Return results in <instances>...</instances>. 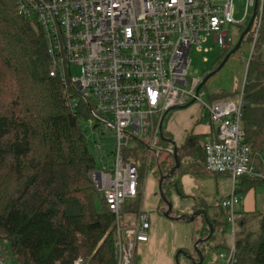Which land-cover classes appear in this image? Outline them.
<instances>
[{
  "label": "built area",
  "instance_id": "built-area-1",
  "mask_svg": "<svg viewBox=\"0 0 264 264\" xmlns=\"http://www.w3.org/2000/svg\"><path fill=\"white\" fill-rule=\"evenodd\" d=\"M15 1L18 14L45 38L50 76L60 80L66 108L79 119L84 116L94 130L100 125L111 129L117 139L110 166L91 172L96 190L115 216L117 264H134L137 247L149 241L151 230L142 202L132 223L122 225L123 205L127 199L140 200L144 178L137 164L125 161L121 149L140 142L159 163L165 117L194 98L212 128L204 139L205 169L232 180V192L221 201L229 230L221 264H239L236 217L243 201L238 193L241 181L264 183V171L253 164L242 129L244 94L238 101L207 103L201 92L196 96L203 79L190 83L187 76L192 48L203 37H213L222 50L232 48L231 27L249 22L255 0H247L242 21L236 20L235 0ZM259 4L247 36L255 33L253 50L262 25L263 0ZM251 58L252 52L248 63ZM72 65L81 68V77L73 78ZM7 253L0 245V264H6ZM85 262L79 258L74 264Z\"/></svg>",
  "mask_w": 264,
  "mask_h": 264
},
{
  "label": "trees",
  "instance_id": "trees-1",
  "mask_svg": "<svg viewBox=\"0 0 264 264\" xmlns=\"http://www.w3.org/2000/svg\"><path fill=\"white\" fill-rule=\"evenodd\" d=\"M262 16L246 75L242 129L253 164L264 171V0ZM228 51H221L218 64ZM188 145L178 154L192 155ZM204 161L181 163L179 169L196 174L200 165L206 171ZM175 166L172 153L170 163L160 166L161 175ZM95 169L79 118L66 108L60 80L50 76L43 34L18 14L15 0H0V245L19 264H74L79 258L85 264H117L115 216L103 198L101 209L96 206ZM175 176L169 186L178 184ZM263 184L243 178L239 192ZM200 231L202 238L210 235L205 220ZM251 236L237 242L239 264H264V220L261 237Z\"/></svg>",
  "mask_w": 264,
  "mask_h": 264
},
{
  "label": "rangeland",
  "instance_id": "rangeland-1",
  "mask_svg": "<svg viewBox=\"0 0 264 264\" xmlns=\"http://www.w3.org/2000/svg\"><path fill=\"white\" fill-rule=\"evenodd\" d=\"M246 5L247 0H235V15L237 21H242L244 19ZM253 10L254 7L249 8L247 15L248 20L251 19ZM245 28L244 24L231 27L230 35L233 40L231 43L232 48L238 42ZM254 34L255 33L245 38L241 48L232 55L225 66L203 86L201 90L203 101L214 103L224 100L238 101L241 98L246 82L248 62L251 52H253ZM232 48H230L228 52H230ZM221 51L222 49L214 42L213 37H203L201 44L195 45L191 50V63L187 80L191 83L195 79H203L207 74L215 70L219 65L218 60L222 55ZM216 64L218 65L215 67ZM71 72L73 78H79L82 75L81 68L76 65L71 66ZM205 114V110L201 104L195 102L187 109L170 112L164 121L163 127L166 132L169 130V125L172 124L179 138H182V144L185 141H187L186 144L189 143L188 149L189 152H192V155H187L184 151L178 154L181 163L185 167L199 164L200 162V157L204 151V139L202 138L201 140L195 141L193 144L191 142H193L192 138H194L192 135L196 134L198 128L204 130L205 126L203 119ZM79 123L84 131L88 150L95 159L96 169L109 167L112 163L113 152L117 144L114 132L104 125H100L99 128L94 130L84 116L79 119ZM190 127L191 129H189ZM165 138L167 140H173L169 135L165 136ZM175 140L179 142L177 139ZM175 140L173 141L175 142ZM142 142L144 143V141ZM99 144L101 145L100 149L98 148ZM172 148L173 146L161 137V142L159 144V163L157 162L156 156H150L148 150L145 149L140 142L133 141L130 146L121 149V155L124 157L125 161L137 164L141 176L144 178L141 184L140 200L127 199L126 203L123 205V212L121 215L122 225L123 223L125 224V222L128 224L132 223L131 221L135 218L141 202L143 207L151 212L152 202L154 200L160 202L161 194L158 183L161 177L160 166L164 167L167 163H170V150ZM147 162H149L148 169H146ZM195 166L198 170L196 174L187 173L178 169L176 176L172 179L173 181H178V184H174V186H169L167 184L169 180H165L162 185L164 191L163 195L168 193L165 197L168 202H171L173 205L172 218L182 215L192 217L196 214V212L192 210L193 205L201 202L209 204L208 218L215 223L214 236L211 240L201 242L199 244V250L202 249L204 251L205 259L202 264H221L220 254L226 252V246L229 240V230L226 223L228 211L221 207V201L232 192V180L227 175H211L203 170L200 165ZM153 187L157 189L155 198L150 197V190ZM167 188H170V190L168 191ZM178 189H180V191ZM238 193L240 194V192ZM241 196L243 201L238 208L236 217L237 242L239 240L244 241L245 238L251 235L253 239L261 237V225L264 220V184L245 195L241 194ZM249 196L253 201L250 206L245 202ZM101 200L102 196L99 193L96 201V206L99 209H101ZM243 203H246V206L243 205ZM164 208H166V210L168 209L165 203ZM125 218H127V221H124ZM203 220V216H197L191 223L177 221L172 223L174 225H171L165 222L163 226H161L160 229L162 232L167 234L171 239H186L188 243L189 241L193 242L191 245H188L189 247L187 246L193 260L189 261L185 258L184 254H180L178 259L180 264H199L200 257L195 251V244L205 239L199 235L203 226ZM180 251L181 250H178L174 255V264H177L175 259ZM159 254V259H163L162 252H159ZM7 256L8 259L6 264H19L10 250ZM138 261H141L139 249H137V262ZM142 261L146 263L145 260Z\"/></svg>",
  "mask_w": 264,
  "mask_h": 264
},
{
  "label": "crops",
  "instance_id": "crops-1",
  "mask_svg": "<svg viewBox=\"0 0 264 264\" xmlns=\"http://www.w3.org/2000/svg\"><path fill=\"white\" fill-rule=\"evenodd\" d=\"M203 121H204V126H205L204 130H201L200 128H198L196 131V134L192 135L194 136V138L203 136V139H205L207 137V134L211 131L212 128L206 125L205 118L203 119ZM189 129H191V127ZM164 132L166 136L169 135L173 140L177 139L179 141L177 142L175 140L179 148L183 147L187 143V141H185L182 144L181 142L182 138H179V135L177 134V131L173 128L172 124L169 125L168 132H166V130H164ZM202 157H204V151L200 159ZM156 190H157L156 187L151 188L150 197L155 198ZM245 202L249 204V206L251 205V203H253V201L250 199V196L246 199ZM246 203H243V205L246 206ZM207 205L209 206L208 203H204V202L196 203L195 205H193L192 210L195 211L194 208L199 207V210L208 211L209 209H207L206 207ZM253 207H254V204H253ZM151 208H152V212L147 210L151 218V230L149 233V241L147 243H142L138 245L139 247H137V249H139V255H140L141 261L137 262V251H136V257H135L134 264H174L175 253L178 250H184V251L189 252L188 245H191L193 242L189 241L188 243L186 239H178V240L171 239L169 236H167V234L162 232L160 228L161 226H163L165 222H168L169 224L174 225L172 223H175L177 221L168 220L162 214H160L162 206L159 201L154 200L152 202ZM162 247H163V251H162ZM159 252H162L163 259H159L160 258ZM142 260H145L146 263ZM175 262H176V259H175Z\"/></svg>",
  "mask_w": 264,
  "mask_h": 264
},
{
  "label": "water",
  "instance_id": "water-1",
  "mask_svg": "<svg viewBox=\"0 0 264 264\" xmlns=\"http://www.w3.org/2000/svg\"><path fill=\"white\" fill-rule=\"evenodd\" d=\"M258 8H259V0H255V6H254L252 17L249 20V22H248L245 30L241 34L240 38L238 39V42L235 44V46L232 48V50L224 57V59L221 61V63L218 65V67L215 70H213L212 72H210L209 74H207L203 78L202 82L197 87L196 96H198L200 94L203 86L207 83V81L210 78H212L218 71H220L225 66V64L227 63L229 58L232 55H234L241 48L243 42L245 41V38L249 35V33L251 31V27L253 25V22L255 20L256 15H257ZM195 102H196V98H194L193 100H191V102H189L188 104H186L184 106H179V107L172 108L170 110V112L176 111V110L187 109L189 106L193 105ZM162 128H163V126H162ZM162 139L173 146V156H174V159H175V162H176V166L171 170V172L169 174H167V175H161V177L159 179V191H160V194H161V200L165 204H167V206H168V209L163 214V216L166 219H168V220L185 221L187 223L193 222L196 219L197 216H203L204 217L205 222L208 224V227H209V230H210V235L207 238H205L204 240H200V241H198L195 244V251L197 252V254L200 257L199 264H202L205 258H204V253L202 252V249L199 250V244L201 242H206V241H208L211 238V236L214 233V228H213L212 224L209 222L208 214L204 210L197 211L196 214H194L192 217H189V216H186V215H182V216H178V217L172 218L173 205H172L171 202H168L167 198L165 197L167 195H163L164 191H163L162 185H163L165 180H169V179H171L174 176V174L177 172V170L181 167V161H180V158L178 156V148H179L178 145L173 140H167L163 135H162ZM180 254H184L185 258L187 260H189V261L193 260L191 254L189 252L181 250L180 252H178V254L176 256V263L177 264H180L179 260H178Z\"/></svg>",
  "mask_w": 264,
  "mask_h": 264
}]
</instances>
